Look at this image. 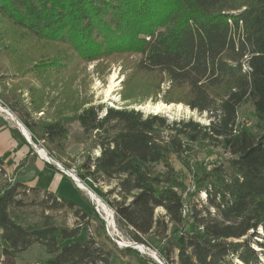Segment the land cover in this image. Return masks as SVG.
Segmentation results:
<instances>
[{"label": "trees", "instance_id": "obj_1", "mask_svg": "<svg viewBox=\"0 0 264 264\" xmlns=\"http://www.w3.org/2000/svg\"><path fill=\"white\" fill-rule=\"evenodd\" d=\"M68 49L87 62L140 54L139 70L164 73L170 89L183 94L167 102L208 113L209 123L103 105L53 120L34 117L43 99L33 98L30 87L26 101L23 88L10 83L32 75L46 84L47 60L67 65ZM0 55L15 70L0 73L2 100L55 159L66 156L68 122L94 133L99 151L86 157L79 174L97 183L117 180L109 192L120 198L111 204L131 240L159 237L168 264H234L235 258L264 264V0H0ZM246 104L253 106L254 128L238 121ZM201 146L227 157L203 174L207 204L192 197L186 204L187 184L174 160L191 169ZM0 173L6 175L1 156ZM27 191L46 196L38 220L25 208ZM159 207L163 215H156ZM45 210L70 211L80 221L71 227ZM107 232L93 209L73 199L22 182L0 186V238L8 244L0 264H15L35 243L50 254L44 264H133V248L119 247Z\"/></svg>", "mask_w": 264, "mask_h": 264}, {"label": "rangeland", "instance_id": "obj_2", "mask_svg": "<svg viewBox=\"0 0 264 264\" xmlns=\"http://www.w3.org/2000/svg\"><path fill=\"white\" fill-rule=\"evenodd\" d=\"M140 58V54L128 51L126 53H113L87 62L82 58L74 56L73 50L68 49L67 65L59 64V62H56L53 59L47 60L51 63V72L48 74H42V76L45 75L49 83L47 82L46 84H43V82H41L42 80H33V76L28 75L24 79L13 80L10 84L19 85L23 88V95L25 96L24 98L26 101H28L30 95H28L31 89L30 87L33 89V98L43 99L42 103L36 107V113L33 114L34 117L42 121H47L49 119L53 120L59 116H73L78 113L79 110L90 105H103L105 108H135L142 111L145 116L149 114L163 115L169 122L182 119H194L202 124L209 123L208 113H200L198 110H193L183 102H167L168 99H179L183 94L179 90L170 89L169 79L164 73L159 71L148 72L139 70L136 63ZM42 62L43 61L38 59L39 64ZM28 66H31V63L25 64L24 68ZM5 70L8 72H15L13 68L7 65L6 56L4 57L0 55V73L5 72ZM16 72L23 74V69H19ZM113 85L114 87L111 89L110 87ZM63 87H65L64 98L62 97L63 95L60 96ZM0 97V103H2L4 107H7L21 122L18 113L12 111L5 104L3 97ZM60 97L62 98L61 102L57 100V98L59 99ZM162 102L171 105L172 108L159 110L148 106L150 104ZM104 114L105 109L103 108L100 115L104 116ZM238 121L250 128H254L257 120L254 116L253 106L251 104H246L239 110ZM28 132H30V130ZM29 134L32 141L31 150H35L37 153L39 151L38 149L46 150L51 159L57 164L59 163L62 168H76L79 176V169L82 165L81 163L85 161L88 155L92 154V156H95L99 151L94 133L91 135L85 134L78 121L68 122V136H66L68 147L66 150V156L61 161H58L50 154L47 145H45L42 140H34L31 133ZM195 150L197 151L191 162V169L186 168L179 161L174 160V167L181 171V176L187 184L186 189L182 192L186 204L191 197L193 200H199L200 203H206V200H204L205 192L202 189L203 185H205V182L202 180L203 174L206 170H210L214 164L218 163V161L227 157L226 154H223L221 150L216 148H204L201 146L197 147ZM30 166L31 167L27 169L25 173L33 172L35 166L34 163ZM156 169L163 170L164 168L162 165H157ZM39 176L43 177L44 188H51L54 184L56 187L53 186L52 189L56 193L77 201L79 205L88 211L93 209L100 219H103L101 214L107 216V214L101 210L102 206L99 203L94 202L88 195L87 191L83 189L79 190L68 176L66 177L67 179L60 181L53 175L51 177L40 173ZM11 177L10 174L3 175L0 173V186L3 185L5 181H13ZM20 178L24 179L25 177L24 175H20ZM80 178L82 180L85 179L90 191L100 199L101 204H104L106 207L108 206V209L114 215L115 213L111 203L120 197L115 192L110 193L109 191L115 187L117 180L114 179L109 182L97 183L93 181V178L92 182H89L86 178H82L81 176ZM199 179L201 180L198 181ZM196 193H198V195ZM22 197L24 199L25 208L32 210L33 219L38 220V216L42 211L40 205L43 201H46L45 194L38 193V195H35L31 191H27L26 195L24 194ZM45 211L46 213L54 214L59 220L66 218L68 225L71 227L80 221L70 211ZM164 213L165 210L163 208L159 207L156 209V215H163ZM113 220H115V224L121 232L123 241L131 240L129 237L131 233L121 224H117L115 215ZM94 225L95 222H91V230H93ZM109 235L117 245L120 243L115 234L109 233ZM136 244H144V246L147 247V252H143L133 247L134 252L131 254L133 264L157 263L150 254L151 250L161 251V239L159 237L148 235L145 242H137ZM253 245L255 248H259L256 244ZM5 246H8V244L0 238V261L4 259L1 249ZM48 257H50V254L46 251V248L41 244L35 243L25 251L19 253L14 263L44 264L43 261ZM169 264L173 263L169 262ZM234 264L243 263L235 258Z\"/></svg>", "mask_w": 264, "mask_h": 264}, {"label": "crops", "instance_id": "obj_3", "mask_svg": "<svg viewBox=\"0 0 264 264\" xmlns=\"http://www.w3.org/2000/svg\"><path fill=\"white\" fill-rule=\"evenodd\" d=\"M21 128L13 117L0 111V156L4 162L6 174L12 176L13 182H22L28 186L37 187L42 191L47 190L57 195H62L52 189L54 184L51 188H44L43 177H40L39 174L42 173L51 177L52 175L56 176L59 181L67 179V176L70 178V176L61 170L59 163L57 164L53 159L47 160L35 150H31V142L24 130L22 129L24 133L21 131ZM15 129L20 133L19 137L14 135L13 131ZM32 163L35 165L33 172L25 173ZM20 175H24L25 178H20ZM77 188L81 190L80 187L77 186Z\"/></svg>", "mask_w": 264, "mask_h": 264}, {"label": "built area", "instance_id": "obj_4", "mask_svg": "<svg viewBox=\"0 0 264 264\" xmlns=\"http://www.w3.org/2000/svg\"><path fill=\"white\" fill-rule=\"evenodd\" d=\"M0 107H4L3 106V104L2 103H0ZM46 151V150H45ZM39 153V152H38ZM40 154V153H39ZM41 155V154H40ZM47 160H50V159H48L47 158ZM52 160V159H51ZM59 167L61 168V170H63V172H65L67 175H69L70 176V178L75 182V184L78 186V187H80L81 188V186H80V182H83V183H85L86 185H87V183L85 182V179L84 180H82L81 178H80V176L78 175V170L76 169V168H74V169H66L65 167L64 168H62L60 165H59ZM86 179L88 180V178L86 177ZM89 181V180H88ZM89 182H92V181H89ZM82 189V188H81ZM184 208H185V211H186V215H187V213L189 212V207H188V205H184ZM101 214V213H100ZM101 216H102V218L104 219V221H105V225H106V231H108L109 233H113V234H115L116 235V237H117V239H118V241H120L122 244H123V248L124 247H134V248H137V242L136 241H131V240H129V241H123V238H122V236H121V232H120V230L118 229V227L116 226V224H115V220H113V221H111V220H109V217H107V216H104L103 214H101ZM107 232V233H108ZM123 242H122V241ZM144 245V244H143ZM147 248V247H146ZM151 253H152V255H151V257H153L154 258V260L158 263V264H164V259L161 257V255H160V253H159V251H152L151 250Z\"/></svg>", "mask_w": 264, "mask_h": 264}, {"label": "bare ground", "instance_id": "obj_5", "mask_svg": "<svg viewBox=\"0 0 264 264\" xmlns=\"http://www.w3.org/2000/svg\"><path fill=\"white\" fill-rule=\"evenodd\" d=\"M115 85H117V84H115ZM112 87H114V85L113 86H111L110 88L112 89ZM149 107H152V108H155V109H159V110H161V109H171L172 108V106L171 105H169V104H165V103H157V104H150V105H148ZM9 109L7 108V107H0V111H2V112H5L6 114H8L10 117H13V116H15L13 113H10L9 111H8ZM17 118V117H16ZM14 119V118H13ZM17 120L19 121V119L17 118ZM19 123L21 124L20 125V127H22V129L24 130V132L26 133V135H27V137L29 138V140L31 141V137H30V134H29V132L27 131V129L22 125V123L19 121ZM31 143H32V141H31ZM39 151V153L43 156V157H45V158H48V159H50L51 160V157L48 155V153L44 150V149H38ZM88 180L89 181H92V178L91 177H88ZM80 186H81V188L83 189V190H85V191H87V193H88V195L90 196V198L94 201V202H96V203H99L102 207V211L104 212V213H106L107 214V217H109V220H111V221H113V217H114V215H113V213L108 209V206L106 207L104 204H101V201H100V199L92 192V191H90V189H89V187L85 184V183H83V182H80ZM183 213H184V215H186V211H185V208H184V210H183ZM112 235V234H111ZM112 237H113V235H112ZM114 238V237H113ZM115 239V238H114ZM116 240V239H115ZM118 245L120 246V247H122L123 248V244L120 242V243H118ZM137 246V249H139V250H141V251H143V252H147V248L144 246V245H142V244H137L136 245ZM150 254V253H149ZM150 255H152V253L150 254ZM164 264H168V262L167 261H165V259H164Z\"/></svg>", "mask_w": 264, "mask_h": 264}, {"label": "water", "instance_id": "obj_6", "mask_svg": "<svg viewBox=\"0 0 264 264\" xmlns=\"http://www.w3.org/2000/svg\"><path fill=\"white\" fill-rule=\"evenodd\" d=\"M10 113H12L10 110H8ZM14 120H16L18 126H20L21 124L19 123V121L17 120L16 116H13ZM23 132V131H22ZM30 133V132H29ZM25 135V134H24ZM30 141V140H29ZM31 142V141H30Z\"/></svg>", "mask_w": 264, "mask_h": 264}]
</instances>
